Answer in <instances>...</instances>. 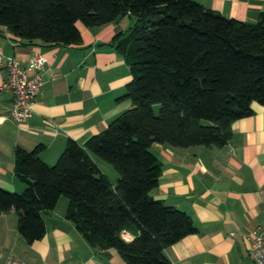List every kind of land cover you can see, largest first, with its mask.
<instances>
[{
  "label": "trees",
  "instance_id": "1",
  "mask_svg": "<svg viewBox=\"0 0 264 264\" xmlns=\"http://www.w3.org/2000/svg\"><path fill=\"white\" fill-rule=\"evenodd\" d=\"M125 15L136 22L112 42L129 66L121 97L131 106L83 143L68 139L53 164L41 157L43 143L17 146L14 169L25 186L0 187V211H16L17 230L31 243L46 231L42 213L65 196L66 218L88 243L115 248L128 264H173L165 247L196 227L151 194L162 170L151 145L224 146L232 122L264 103V11L246 21L196 0H0V25L24 42L78 43V22ZM96 158L116 169L115 184Z\"/></svg>",
  "mask_w": 264,
  "mask_h": 264
},
{
  "label": "crops",
  "instance_id": "2",
  "mask_svg": "<svg viewBox=\"0 0 264 264\" xmlns=\"http://www.w3.org/2000/svg\"><path fill=\"white\" fill-rule=\"evenodd\" d=\"M196 1L246 21L264 11V0ZM135 22L133 15L94 26L78 22L81 40L72 44L24 42L0 25L3 61L13 57L32 74V55L40 52L47 58L26 122L14 121L13 94L0 88L1 188L24 189L14 169L17 146L30 150L43 143L41 157L53 164L68 139L83 143L131 106L130 99L121 97L131 77L129 66L112 40ZM6 75L0 64V86ZM252 107L251 115L232 122V137L224 146L152 143L162 170L151 194L186 212L196 227L165 247L173 264H255L254 237L264 235V103L253 102ZM68 202L60 196L53 209L42 213L46 231L31 243L17 230L16 211H0V262L11 255L28 264H128L115 248L88 243L66 218ZM123 237L133 234L124 232Z\"/></svg>",
  "mask_w": 264,
  "mask_h": 264
},
{
  "label": "built area",
  "instance_id": "3",
  "mask_svg": "<svg viewBox=\"0 0 264 264\" xmlns=\"http://www.w3.org/2000/svg\"><path fill=\"white\" fill-rule=\"evenodd\" d=\"M1 52V51H0ZM47 62L44 54L36 52L29 60V65L34 69L30 74L26 67L20 65L13 57L5 61L0 54V64L7 72L6 78L0 88L11 90L13 97L11 103V116L18 124H22L32 115V105L43 84V74ZM255 264H264V235L256 234L253 242ZM0 264H28L26 261L9 255Z\"/></svg>",
  "mask_w": 264,
  "mask_h": 264
},
{
  "label": "rangeland",
  "instance_id": "4",
  "mask_svg": "<svg viewBox=\"0 0 264 264\" xmlns=\"http://www.w3.org/2000/svg\"><path fill=\"white\" fill-rule=\"evenodd\" d=\"M134 17V16H133ZM154 110L155 112H157L158 110V105L156 104L154 106ZM98 164H100V166L102 167V169L104 170V172L114 181H116V177L118 175L116 169L112 166V164L106 162L105 160H102L101 158H96Z\"/></svg>",
  "mask_w": 264,
  "mask_h": 264
}]
</instances>
